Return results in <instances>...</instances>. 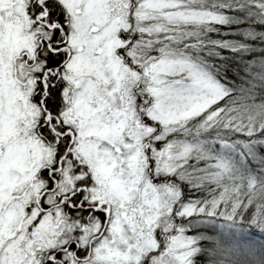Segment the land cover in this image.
<instances>
[{"label":"snow or ice","instance_id":"1","mask_svg":"<svg viewBox=\"0 0 264 264\" xmlns=\"http://www.w3.org/2000/svg\"><path fill=\"white\" fill-rule=\"evenodd\" d=\"M0 264H264V0H0Z\"/></svg>","mask_w":264,"mask_h":264}]
</instances>
